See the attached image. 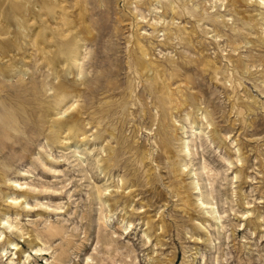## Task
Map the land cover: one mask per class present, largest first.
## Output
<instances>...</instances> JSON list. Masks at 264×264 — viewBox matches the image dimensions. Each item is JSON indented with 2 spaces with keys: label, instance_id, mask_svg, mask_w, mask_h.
Wrapping results in <instances>:
<instances>
[{
  "label": "rangeland",
  "instance_id": "1",
  "mask_svg": "<svg viewBox=\"0 0 264 264\" xmlns=\"http://www.w3.org/2000/svg\"><path fill=\"white\" fill-rule=\"evenodd\" d=\"M0 264H264V0H0Z\"/></svg>",
  "mask_w": 264,
  "mask_h": 264
},
{
  "label": "bare ground",
  "instance_id": "2",
  "mask_svg": "<svg viewBox=\"0 0 264 264\" xmlns=\"http://www.w3.org/2000/svg\"><path fill=\"white\" fill-rule=\"evenodd\" d=\"M172 7V6H171ZM171 10V12L174 14V15H178V13L176 12V10H175V8H172V9H170ZM5 12V11H4ZM3 12V13H4ZM168 12H170V11H166L165 12V14H167ZM50 14H51V12H50ZM52 17V16H51ZM178 17V16H177ZM19 19L20 20V22L22 23V33H21V36L19 37V38H17V32H16V30L14 29V31H13V36L12 37H10V39H8V47H7V49L8 50H12L13 49V47L15 46V45H19V46H25V42H26V39H27V37H28V27H29V23H28V20H26V17H25V14H16V12L15 11H13L12 9H9L7 12H6V17L4 18V19H6V21L8 22V23H10L11 21H13L14 19ZM5 21V22H6ZM18 46V47H19ZM26 47V46H25ZM46 48V47H45ZM138 50H139V48H138ZM48 51V50H47ZM45 52V51H44ZM142 53H143V55H146V53H145V51L142 49ZM10 57V59H9V61H8V63L10 64V65H16L17 66V63H18V59L16 58V57H14V56H9ZM144 57V56H143ZM142 67L143 68H145V70H146V72H150V66L148 65H144V63H142ZM161 69V68H160ZM156 70V69H155ZM155 83H157L156 81H155ZM64 85H65V87H66V89H67V91H70V87L68 86V84L67 83H65L64 82ZM155 87H156V89H157V91L158 90H161V92L163 93V91H162V89H161V87H159V85H158V83L157 84H155ZM172 91V90H171ZM164 94V93H163ZM165 94H168L169 95V97L171 96V94H170V92L169 91H167V92H165ZM172 98V97H171ZM73 122H75V119H72V118H70V119H67L65 122H62L61 123V127H62V129H66L67 131H69L70 129H71V125L73 124ZM167 153V152H166ZM168 160H170V159H168ZM14 201H19V199L17 198V199H14ZM113 208H114V206H112ZM8 229H12L13 228V226L12 225H10L9 224V226L7 227ZM12 245V248H11V250H19V247H18V245H16V244H11ZM44 251L43 250H37L36 251V255H38V256H42V255H46V254H44L43 253ZM41 254V255H40Z\"/></svg>",
  "mask_w": 264,
  "mask_h": 264
}]
</instances>
